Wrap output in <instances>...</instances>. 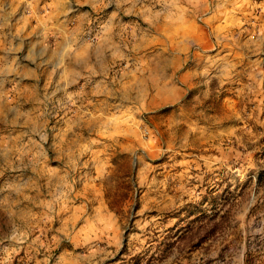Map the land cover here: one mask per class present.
Here are the masks:
<instances>
[{
  "label": "rangeland",
  "instance_id": "374dc122",
  "mask_svg": "<svg viewBox=\"0 0 264 264\" xmlns=\"http://www.w3.org/2000/svg\"><path fill=\"white\" fill-rule=\"evenodd\" d=\"M101 1L0 164V264H264V0Z\"/></svg>",
  "mask_w": 264,
  "mask_h": 264
},
{
  "label": "crops",
  "instance_id": "0c3cea01",
  "mask_svg": "<svg viewBox=\"0 0 264 264\" xmlns=\"http://www.w3.org/2000/svg\"><path fill=\"white\" fill-rule=\"evenodd\" d=\"M101 2L0 0V164L16 162L8 150L23 140L34 148L36 119L52 106L65 117L67 85L81 75L70 43Z\"/></svg>",
  "mask_w": 264,
  "mask_h": 264
}]
</instances>
